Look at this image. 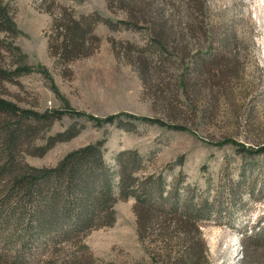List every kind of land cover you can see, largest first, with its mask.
Listing matches in <instances>:
<instances>
[{
    "label": "rangeland",
    "instance_id": "374dc122",
    "mask_svg": "<svg viewBox=\"0 0 264 264\" xmlns=\"http://www.w3.org/2000/svg\"><path fill=\"white\" fill-rule=\"evenodd\" d=\"M2 1L18 35L0 33V65L30 72L0 83V98L21 110L63 113L35 147L76 132L40 157L24 153V164L52 169L103 142L115 183L118 156L135 152L142 158L136 178L161 177L181 197L190 189L198 207L209 201L213 211L194 230L186 225V234L179 220L164 217L143 233L135 198L122 200L116 189L114 224L50 245L44 261L175 264L197 238L205 258L196 264H264V238L254 237L264 229V154L242 151L264 147V0H124L151 15L137 29L121 25L130 22L122 0ZM59 6L116 28L98 23L88 55L63 63L53 55ZM160 19L174 34L165 46L152 38ZM114 116L113 124L92 120ZM15 253L0 243V264H15Z\"/></svg>",
    "mask_w": 264,
    "mask_h": 264
},
{
    "label": "trees",
    "instance_id": "16d2710c",
    "mask_svg": "<svg viewBox=\"0 0 264 264\" xmlns=\"http://www.w3.org/2000/svg\"><path fill=\"white\" fill-rule=\"evenodd\" d=\"M41 1L47 4V0ZM122 3L130 22L121 25L137 29L141 20L148 22L151 15L144 8L139 11L128 1L122 0ZM58 9L59 13H56L53 24L57 45L51 39L49 46H56L53 55L63 63L73 62L88 55L85 45L93 39L97 40L94 28L98 23L116 28L113 23L102 20L97 15L81 16L77 19L69 9L61 6ZM161 20L163 19L151 29L154 30L152 38L157 39L155 44L165 46L174 34L164 23L160 24ZM0 33L10 34L13 38L18 35L10 8L2 0ZM61 38L63 39L60 42ZM8 47L17 48L13 43H9ZM29 72V67L22 66L6 71L0 65V83L12 82L15 76ZM62 116L63 113L58 112L41 114L21 110L16 104L0 98V243L3 242L6 248L16 251L12 257L15 264H47L48 262L44 261L47 258L43 256L50 245L87 235L94 228L113 225V206L117 202L116 189L122 200L135 198L134 211L143 233L148 232L154 217H164L179 220L186 234V225L194 230V225L200 218H208L213 212L209 201L198 207L190 195V189L185 190L181 197L175 185L166 190V182L161 177L147 178L145 181L136 178L135 174L142 168V158L135 152L118 156L119 181L118 184L115 183L116 176L106 166L100 150L103 142L98 146L70 153L52 169L36 170L24 164L21 161L24 153L40 157L54 147V144L69 141L74 137L76 132L69 129L68 132L54 137L46 146L35 147L42 129L53 125L54 120ZM127 117L137 120L132 116ZM116 118L118 117L104 121L92 120L98 125L113 124ZM142 121L162 123L149 119ZM242 151L249 155L264 154V147L258 150L242 148ZM254 237L263 239L264 229ZM192 242L193 244L187 245L186 251L182 252L181 258L175 264H196L202 257L205 258L197 238ZM35 253L36 256H33ZM9 255L10 252L6 251L5 257ZM64 264L93 263L74 259L73 262L67 261Z\"/></svg>",
    "mask_w": 264,
    "mask_h": 264
}]
</instances>
